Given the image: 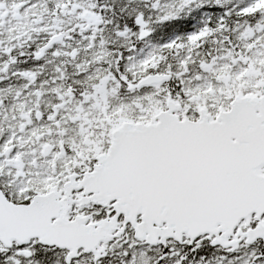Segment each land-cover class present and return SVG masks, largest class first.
Wrapping results in <instances>:
<instances>
[{
    "label": "snow or ice",
    "instance_id": "1",
    "mask_svg": "<svg viewBox=\"0 0 264 264\" xmlns=\"http://www.w3.org/2000/svg\"><path fill=\"white\" fill-rule=\"evenodd\" d=\"M0 264H264V0H0Z\"/></svg>",
    "mask_w": 264,
    "mask_h": 264
}]
</instances>
